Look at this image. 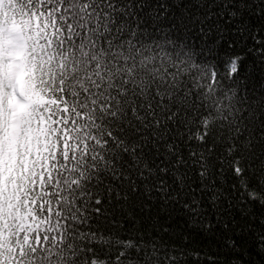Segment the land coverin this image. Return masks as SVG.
I'll return each mask as SVG.
<instances>
[{
	"label": "snow or ice",
	"instance_id": "obj_1",
	"mask_svg": "<svg viewBox=\"0 0 264 264\" xmlns=\"http://www.w3.org/2000/svg\"><path fill=\"white\" fill-rule=\"evenodd\" d=\"M0 264H264V0H0Z\"/></svg>",
	"mask_w": 264,
	"mask_h": 264
},
{
	"label": "trees",
	"instance_id": "obj_2",
	"mask_svg": "<svg viewBox=\"0 0 264 264\" xmlns=\"http://www.w3.org/2000/svg\"><path fill=\"white\" fill-rule=\"evenodd\" d=\"M193 240L195 241L194 246L199 245V246L203 247L205 244V241L201 237H193Z\"/></svg>",
	"mask_w": 264,
	"mask_h": 264
}]
</instances>
